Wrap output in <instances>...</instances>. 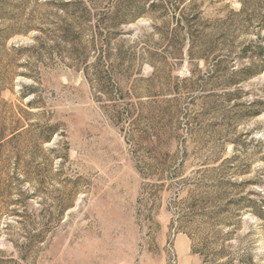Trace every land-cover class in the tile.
I'll return each instance as SVG.
<instances>
[{"label": "rangeland", "instance_id": "1", "mask_svg": "<svg viewBox=\"0 0 264 264\" xmlns=\"http://www.w3.org/2000/svg\"><path fill=\"white\" fill-rule=\"evenodd\" d=\"M0 264H264V0H0Z\"/></svg>", "mask_w": 264, "mask_h": 264}]
</instances>
